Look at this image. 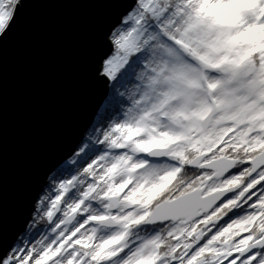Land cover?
Listing matches in <instances>:
<instances>
[{
  "label": "snow or ice",
  "instance_id": "snow-or-ice-1",
  "mask_svg": "<svg viewBox=\"0 0 264 264\" xmlns=\"http://www.w3.org/2000/svg\"><path fill=\"white\" fill-rule=\"evenodd\" d=\"M106 17L102 101L31 193L0 264H264V0H0Z\"/></svg>",
  "mask_w": 264,
  "mask_h": 264
},
{
  "label": "water",
  "instance_id": "water-1",
  "mask_svg": "<svg viewBox=\"0 0 264 264\" xmlns=\"http://www.w3.org/2000/svg\"><path fill=\"white\" fill-rule=\"evenodd\" d=\"M106 17L89 4L29 6L0 63V198L5 237L48 164L102 101L93 78Z\"/></svg>",
  "mask_w": 264,
  "mask_h": 264
}]
</instances>
